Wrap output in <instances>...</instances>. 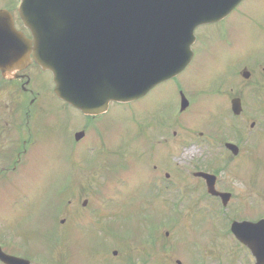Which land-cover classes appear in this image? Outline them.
Here are the masks:
<instances>
[{"label":"rangeland","instance_id":"1","mask_svg":"<svg viewBox=\"0 0 264 264\" xmlns=\"http://www.w3.org/2000/svg\"><path fill=\"white\" fill-rule=\"evenodd\" d=\"M3 1L7 0H0V4ZM236 31L237 30H233V32ZM227 34L228 30L225 27H223L221 30L212 32L210 36L203 41V48L206 49L208 46H211L218 42H222V48H224L228 42ZM256 41V48L253 52L255 54V59H259L264 53V35L261 36V34H257ZM198 61H204L203 56L200 57ZM207 63L211 64L212 66L209 71L199 69L197 75L191 78H184L182 81L177 82L176 85L179 86L183 85L184 83L187 84L191 80H201L204 75H207L209 73L212 75L215 81V83L210 87V92L215 94L216 92L221 91L223 87L228 84L229 81L236 78L234 67H231L229 69L227 67L221 66V64H233L230 60H228L225 55L222 57L217 56L215 57V59H208ZM179 88L180 87L174 88L173 85H169L167 88L159 90L167 91L166 94H163L161 96L162 99L160 98V104L166 105L172 103L174 100L173 96H175V91H177V89ZM16 94H18V92H16L15 88L8 87L0 80V154L3 155V153H5L3 156L6 157L7 154L10 153V157H6V159L0 158V168L11 169L14 166L12 164L16 160V151L19 149V147H22L23 142H26L25 146L27 147H36L31 154L27 153L26 161L30 159L31 156L29 155H32L37 151H39L40 157L37 158L34 162L29 163L27 168H25V170L21 172L19 170H21V167L24 164V161H22L21 165L17 169V171L19 172L14 177L6 179L5 181L0 179V240H2L6 244L4 245V247L0 244L3 250H7L8 254L12 253V250L18 245V240L13 237L17 236L20 238L19 230L23 229L24 227L31 228V231L29 233L24 232L26 234V237L38 236L39 238L40 236L42 240L48 241V239L50 238V233L54 232L58 234V232L54 228V222L51 220V218H53L54 211L52 209L48 211L47 209V207L51 206L52 204H55L56 207L58 206L59 216L57 217V219H59L60 217L69 218L74 210H81V203H83L84 200L88 202L87 209L89 212V209L91 207L94 208L97 204L105 205V203H110V199H113L114 197L115 202L113 204L115 205V208L119 207L118 205L123 206L121 209L136 207L133 210H130L127 216L132 217L131 219L133 220V222L130 224L136 225L140 223L139 221L143 220L145 217V211H143L141 208H145L147 206H150V204L152 203H156V200L151 198L149 201H141V197L143 196L145 198V196L144 194L139 192L138 188L142 185V182H139V180L141 179L140 174L142 171L138 161L140 158L145 156L141 153H145V150L149 143L150 132H156L157 129H159L158 131H160L161 128H163L165 125L170 124L173 121L174 116H176L175 112L171 109H163L158 104H156L157 100H155V97L157 98L158 94L155 93L149 96L143 102H141V104L138 105L139 108L135 110L136 114L132 113V111L130 110L134 105L129 107L121 106V108L113 106V108L116 109H113L111 111L109 117L118 115L119 119H112L104 124L98 123V120L95 122V124H100V128L103 131L101 135L107 145L108 134L105 132V130L106 125L110 124V126L113 127L114 132L112 141L108 140L111 144V147H116L115 143L117 142L118 145L123 148L117 149L120 154L118 156L117 153L116 158L114 156L112 157L111 153L106 155L103 159L104 161H106V163L107 161H109L111 167L108 168L106 163L102 162V166L101 164H97L98 166H101L100 170L97 165L93 164V162L99 161V159L96 158L98 156V151H100V143L98 141H96L94 145L90 146L88 151L84 148L83 150H81V145L73 144L74 133L82 131L85 127V120L80 115L75 114L72 110L68 108H66L68 110H61V113L60 110L53 107V105L57 106L56 103H54L53 101L50 102L46 100L41 103L42 97L47 96L49 99L50 97L44 92L38 90L34 93V95H36L38 98V103L37 105L29 109L28 115L30 118L27 122L23 112H26V107L29 104V98H25L24 102L19 103L15 99ZM164 97H167L166 101L163 99ZM202 98L204 99L205 97L202 96ZM221 101L222 99L218 96L211 97L209 103V111L212 112L213 110H215ZM17 103L22 108V113L20 115L15 114V111L17 110ZM40 103L41 106L38 105ZM203 106V103L201 105L198 104L196 106L197 111H199ZM39 107H41V110ZM251 110L252 109L250 107V112ZM39 111H44V116L43 118L37 119ZM70 111H72L73 113ZM215 111H218V108ZM42 119L48 120L51 123V126L48 127L42 133L39 130H36V138L34 136V122L35 127L43 125ZM64 119H67L68 121V125L70 128L68 130V135H70V142L72 143V147L67 143L56 144L57 147H59L57 148L54 146V144H51L55 142L54 137L51 135V132L59 128L64 130ZM133 119L136 120V123ZM206 119L207 118H205V121ZM200 121L201 120L199 119V117L195 116L192 117V120H190L188 125H195L197 123H200ZM233 123L235 124L236 122L234 121ZM25 127L30 129L31 133L29 136ZM135 127L137 138L142 139L144 141V146L141 150L138 149V151L136 152L134 158L136 162V167L134 172L131 173L130 165L132 161V150L131 160L129 161V147L127 145L124 146L123 144H121L120 139L122 140V138L124 137V140H127L129 138V142H131L132 144L133 130ZM93 128L95 127H91V129ZM195 129H197V131L205 130V132L209 134L211 126H198ZM17 130L20 131L21 135H23L22 138H20V135L18 140L14 139L13 136H11L12 138L10 137V133L15 132ZM163 131L167 132L165 138H169L170 136H172L173 132H178L177 127L173 125L168 128H165ZM15 134L18 136L17 132H15ZM90 134L91 136L94 135L93 133ZM253 134L254 133H252V135L249 137V149L254 148L251 145ZM155 139H160V137ZM39 140H42V143H44L43 141H46V144L44 143L45 145L42 146L40 144L38 145V143H41ZM82 146L84 147V145ZM132 146L135 147L136 145ZM68 147H70V151L68 152L70 155L80 157L84 153H88L86 157L90 158V161H93L88 162V159H86V162L89 165V167L87 168L81 162H79V159L75 158L72 163L73 171L70 172V175L73 178L76 177L80 180L86 179L84 183L87 184L88 191L84 194H79V192L76 190L74 194L66 195L65 197H63L64 201L62 203H59V201H52L53 199L51 201H48L49 197L51 198V195L49 193H46V190L50 191V189H45L46 186H55L56 183L63 185L64 182L59 183L58 181L61 175H64V173H69L67 170H65V166L63 167L64 169L59 170V164L63 163V160H65L64 157L59 156H64L68 150ZM179 150L182 149L179 148ZM186 150H189V153L184 155L185 150H183L180 154L182 158L178 162L180 163L179 165H182L184 170L188 168V173H185V176H189L190 173H193V169H191L192 166H195V170H206V168H208L209 162L207 161V159L210 158V156L204 157V155L208 154L205 149L199 151L197 147L192 146L188 147ZM148 153H151V151L148 150ZM220 153L223 154V151H220ZM193 154L195 156V159L191 158V155ZM241 159L242 160L240 170H238L239 172L232 174L234 178L241 176L244 181L241 185L234 184L230 185L229 187L223 186L226 180L228 179L226 177L227 173L233 171L234 167L239 163V161H215L211 162L210 167L213 170L219 167L220 171H222V173L219 174V177H221L223 181L220 182L221 189L232 190L234 192V195L243 193L244 196L242 197V199L247 195L244 200L241 199V202L238 203L239 205H233L234 202L232 203V208L236 207L233 209L232 216H237L241 218L249 217L248 214L250 216L255 215L256 212H249L247 214V210L248 208H253L254 206L258 205L260 213L256 215L261 214L262 216L264 215V201L260 200V196H264V143L261 146L257 147L256 150H254L252 156H246ZM7 165H10V167ZM142 168L151 171L150 157L148 155H146V162L144 167ZM106 171H108L109 174L113 175V178H111L106 184H104L101 192L99 189H97V183H104L103 180L108 179ZM55 172V178L57 179V181L46 180L49 174H53ZM99 172L103 173L101 177L99 176ZM206 172L212 173L213 171H210L209 169ZM251 178H256L261 183V185L255 183V187H253L251 185ZM114 179H116L113 184L115 192L112 191L113 194L108 195L104 194L103 192H110V185L112 184ZM188 181L191 180L188 179ZM174 182L177 181L175 179H172L171 184H173ZM183 186L190 188L195 185L191 183H186ZM183 186L179 185L175 189L181 190ZM187 192L192 191L187 190ZM21 196H26L29 200H20L13 203L15 199H18ZM70 198L73 199V206H70L68 204ZM198 198L199 195L194 196V199ZM248 198H253V203L250 205H247L251 202V200H249ZM179 199L182 198L179 197ZM158 203H161L160 200L158 201ZM27 204H29V208H25ZM112 208H114V206H112ZM88 212H86L85 214L86 220L93 221L98 218L95 212ZM34 220H39L40 222L43 220L41 224L43 229L36 232H32L33 229L40 227L39 224H34ZM78 256L81 257V254L78 253L77 250L73 249V251L71 252V258L76 259L78 258Z\"/></svg>","mask_w":264,"mask_h":264},{"label":"flooded vegetation","instance_id":"2","mask_svg":"<svg viewBox=\"0 0 264 264\" xmlns=\"http://www.w3.org/2000/svg\"><path fill=\"white\" fill-rule=\"evenodd\" d=\"M19 3V2H18ZM18 4L15 0L3 1L0 4V9L7 10L14 21L15 28L21 31L27 38H31L29 32L24 28L19 16H18ZM236 23V25H235ZM225 27L228 30V42L227 45L222 48V42L215 43L203 48V41L210 36L212 32L221 30ZM233 30H237L233 32ZM195 41L192 45L193 57L191 63L187 66L185 71L171 82H166L152 90L145 98L147 99L152 95L154 91L160 89L173 81L180 82L184 78H191L197 75L199 69L206 70L208 59H215L217 56H226L233 64L228 66L234 67L237 70L236 78L228 82L226 86L219 92L213 94L210 92V87L215 83L212 75L207 78L204 76L201 80H191L187 84L179 85L177 89L178 100H174V105L177 102L179 108L176 109L180 114L191 113V110H197L194 102L198 99V104L206 105V100L201 96L215 95L222 99L217 106L218 111L224 114L227 111V116L217 121L215 115L212 116L210 122L209 135L197 132L194 136L198 139H190V134L185 133L181 137L180 141L177 140V146H186L187 144L208 146L209 142H212V146L220 147L217 152L223 151V154H219L221 157H228L229 160L237 158L242 152L240 145L246 140V130L243 126L248 124L250 131L254 130L256 122L251 119L248 122L249 110L253 113H257L259 116V128L257 132V139L255 146H261L264 143V53L259 59H255L254 50L256 48V35H264V0H243L238 4L234 10L229 13L222 21L213 23L207 26L198 27L195 30ZM33 47V46H32ZM204 58V61L199 62L200 57ZM33 53L30 55V63L28 67L21 71H15L10 76L2 77L0 74V80L8 87L15 88L18 94L15 95V99L20 103L24 102L25 98H29V104L26 107V112L23 114L28 118V111L31 107L37 105L38 98L34 95L35 91H42L48 95L51 100L53 99V85L50 81V74L43 71L35 61L33 60ZM224 66V64H221ZM249 74L247 79H244V73ZM238 75H241V82H239ZM38 83V84H36ZM189 87V88H188ZM206 89V90H203ZM157 103L161 96L166 94L164 91H157ZM181 94L187 100V106L183 111H180L181 106ZM236 94L240 97L237 99L240 102L241 114L233 118L230 115V102L233 100L232 96ZM55 98V97H54ZM162 99V98H161ZM50 101L47 96L42 97V101ZM56 101V100H55ZM57 102V101H56ZM41 103L38 104L41 106ZM58 103V102H57ZM62 105V103L59 102ZM64 105V104H63ZM110 104L105 114L97 117H89L91 120L103 121L111 119L109 117L111 111L114 109ZM16 115L22 113V108L19 104H16ZM64 107H67L64 105ZM63 107V108H64ZM41 110V107H39ZM216 108V109H217ZM215 109V110H216ZM175 110V109H173ZM44 111H39V114ZM251 113V114H253ZM116 116H112L115 120ZM238 122L234 124L233 122ZM250 124V125H249ZM218 125L220 128H218ZM66 129L61 128L55 130L56 138L54 141H65ZM195 132L191 129V133ZM101 134H97L99 142L103 141L100 137ZM163 136V133H162ZM176 137V134L173 133ZM187 141H189L187 143ZM236 144L238 151L237 156L232 155L225 147L226 143ZM167 146V145H166ZM159 153V152H158ZM188 154L185 152L184 155ZM217 155H213L216 157ZM156 164L153 166V176H149V194H163L164 181L166 179L165 174L162 177L161 168L167 162L162 154H157ZM182 158V156H181ZM193 159L194 156L191 155ZM158 167L160 170H158ZM170 178V176H167ZM198 180V183L204 185L203 180ZM199 190L204 191L206 188L203 186L198 187ZM210 201L205 203H198L201 206L199 212L203 213L201 217H190L182 220L181 225L174 223V220H167L162 216L157 215L156 218L150 219L148 226L147 239L145 245H137L135 240H131L130 244H121L119 239L116 243L120 245V250L109 249L105 252L104 243L110 240V236L101 241L91 239L90 236H86L82 239L81 247L84 251L81 257L77 259L78 263L71 262L70 257L62 256L64 251L50 250L51 242L42 240L39 238L30 239L28 241L20 242V258H26L31 264H130L134 255H140L144 258L143 261L136 262L134 264H255V260L249 250L235 240L234 236L230 234L226 226L223 227V234L220 236L212 233L206 227L212 226V219L214 221L219 218L225 217L230 213L223 212L228 209V205L224 208L219 198L206 197ZM232 199L234 195H232ZM85 205H83L84 207ZM166 205L164 203H155L153 207L156 209L163 208ZM86 207V206H85ZM102 221L119 222L117 219L107 218V220L99 219L97 223ZM189 224H187V223ZM221 223V221L219 222ZM218 223V225H219ZM119 227V225H118ZM216 228V230H218ZM119 231V228L117 229ZM222 228L219 229V231ZM96 232V231H92ZM115 232V230H114ZM115 235H113V240ZM107 253V255H106Z\"/></svg>","mask_w":264,"mask_h":264},{"label":"water","instance_id":"3","mask_svg":"<svg viewBox=\"0 0 264 264\" xmlns=\"http://www.w3.org/2000/svg\"><path fill=\"white\" fill-rule=\"evenodd\" d=\"M237 1L22 0L19 13L38 44L35 58L55 75L57 95L91 114L103 92L104 105L128 103L176 75L182 68L180 38L223 17ZM114 27L119 29L117 43L112 46L111 39V47L95 50L90 38L112 35ZM86 43L89 54L82 60ZM25 46L28 41L15 31L9 14L0 11V69L21 61ZM86 86H96L95 92Z\"/></svg>","mask_w":264,"mask_h":264}]
</instances>
